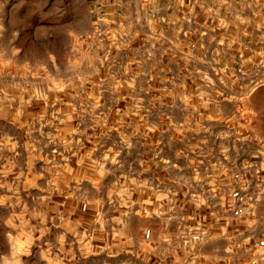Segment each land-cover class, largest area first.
I'll return each mask as SVG.
<instances>
[{
    "label": "rangeland",
    "instance_id": "rangeland-1",
    "mask_svg": "<svg viewBox=\"0 0 264 264\" xmlns=\"http://www.w3.org/2000/svg\"><path fill=\"white\" fill-rule=\"evenodd\" d=\"M162 4L0 0V264H264V83Z\"/></svg>",
    "mask_w": 264,
    "mask_h": 264
},
{
    "label": "built area",
    "instance_id": "built-area-1",
    "mask_svg": "<svg viewBox=\"0 0 264 264\" xmlns=\"http://www.w3.org/2000/svg\"><path fill=\"white\" fill-rule=\"evenodd\" d=\"M168 9L180 24L190 25V32L213 35L217 56L231 55L238 78L264 83V0H169ZM219 64L225 69L221 60ZM149 235L147 229L144 236ZM187 239L199 242L202 234L191 231ZM249 264L260 262L251 259Z\"/></svg>",
    "mask_w": 264,
    "mask_h": 264
},
{
    "label": "crops",
    "instance_id": "crops-1",
    "mask_svg": "<svg viewBox=\"0 0 264 264\" xmlns=\"http://www.w3.org/2000/svg\"><path fill=\"white\" fill-rule=\"evenodd\" d=\"M127 0H124V2H126ZM143 1V0H141ZM159 3H163L162 4V8L161 10H164L166 15L168 16V19L171 24L170 27H174L177 25H182L179 22L178 17L171 11H169V0H158ZM259 90V89H258ZM258 92L262 93L264 92V87L262 88V90L260 89ZM259 220V219H258ZM261 222L262 225V234H261V238L260 237V233L255 234L254 232L251 234L249 233V239L252 236V245L253 247H255V245L258 246V250L262 251L263 255H264V208H263V214H262V219L259 220ZM234 220L232 219H227L225 221H222L225 228L221 229L219 233L215 234L216 237V241H218V244L220 243V245L216 246V254H215V258L217 264H233L234 262L231 260L234 256H235V252L237 250H234V244H232L233 242L236 241V237L237 234L235 233V224L233 223ZM252 224H254L252 222ZM204 256H207L206 254ZM262 260L264 262V256H262Z\"/></svg>",
    "mask_w": 264,
    "mask_h": 264
},
{
    "label": "clouds",
    "instance_id": "clouds-1",
    "mask_svg": "<svg viewBox=\"0 0 264 264\" xmlns=\"http://www.w3.org/2000/svg\"><path fill=\"white\" fill-rule=\"evenodd\" d=\"M16 264H19V262H18V261H16Z\"/></svg>",
    "mask_w": 264,
    "mask_h": 264
}]
</instances>
